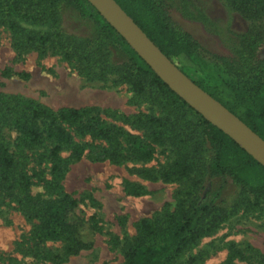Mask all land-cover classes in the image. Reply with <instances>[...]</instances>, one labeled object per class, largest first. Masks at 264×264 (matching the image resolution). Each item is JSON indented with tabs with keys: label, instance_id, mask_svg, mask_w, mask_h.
Here are the masks:
<instances>
[{
	"label": "trees",
	"instance_id": "trees-1",
	"mask_svg": "<svg viewBox=\"0 0 264 264\" xmlns=\"http://www.w3.org/2000/svg\"><path fill=\"white\" fill-rule=\"evenodd\" d=\"M115 1L176 67L185 74L187 69L197 71L200 78L194 82L264 139V59L257 58L258 48L264 43V0H222L249 26L240 45L232 50L234 55L216 57L214 63L201 56V44L180 26L172 13L171 0ZM62 14L87 28L82 37L65 32ZM1 24L13 34L15 50H35L40 56L50 51L59 54L64 60L76 62L82 76L94 75L96 66L105 67L108 40L113 41L124 52L125 60L110 69L117 70L122 79L163 109L161 116L136 119L143 129L140 137L105 122L96 107L53 111L34 100L0 93V192L13 194L21 210L38 219V240L63 242L64 255H75L92 245L82 236L88 220L74 214L76 201L60 182L66 170L60 157L64 149L73 159L92 151L95 160L147 161L155 145L168 142L175 148L176 157L162 171L165 179L199 171L202 144L211 149L207 174L218 180V187L205 192L203 187L185 191L176 209L163 221L140 219L137 237L126 247L125 264H173L234 213L217 200L225 186L240 188L251 207L260 204L264 198V166L174 93L87 0H0ZM4 127L14 130L19 144L26 148L48 141L51 168L43 193L31 194V175L16 169L14 156L1 137ZM75 137L85 139L78 141ZM142 172L150 174L148 170ZM129 190L133 194L141 192L133 185ZM247 250L248 246L230 243L224 264H248L250 259L251 264H264L262 256L247 254ZM43 257L59 258L56 254ZM195 261L194 257L189 260Z\"/></svg>",
	"mask_w": 264,
	"mask_h": 264
},
{
	"label": "rangeland",
	"instance_id": "rangeland-1",
	"mask_svg": "<svg viewBox=\"0 0 264 264\" xmlns=\"http://www.w3.org/2000/svg\"><path fill=\"white\" fill-rule=\"evenodd\" d=\"M171 1L174 17L201 44V56L207 62L234 55L232 50L240 45L249 26L239 12L228 9L222 0ZM61 19L67 34L82 37L87 30L64 14ZM22 25L28 27L25 23ZM108 41L103 58L105 67L96 66L94 75L82 76L76 62L64 60L59 54L50 51L40 56L35 50H15L13 34L1 24L0 93L34 100L53 111L63 107H96L105 122L141 137L143 129L136 119L145 115L161 116L163 109L122 79L117 70L110 69L112 64L124 63L125 54L113 41ZM257 58L264 59V43L258 48ZM185 71L191 80H199L197 71ZM1 137L14 156L16 169L31 175V194L43 193L51 168L46 152L48 141L23 147L17 133L7 127L2 129ZM60 157L66 167L61 185L76 201L74 214L88 220L82 236L91 240L92 245L75 255H64L63 242L38 240V219L23 212L13 194L0 192V264H125V250L137 237L140 219L163 221L167 213L176 209L185 191L203 187L205 192L219 185L217 179L207 174L212 152L206 143L202 144L199 155L201 169L175 179L161 176L176 157L175 148L168 142L155 145V152L147 161L95 160L92 151L73 159L68 149L61 151ZM142 170L150 174L147 176ZM200 172L203 173L198 183ZM132 185L141 192L131 193ZM217 200L234 213L173 264H224L230 243L248 246L247 254L264 258V198L259 205L251 207L240 188L225 186ZM45 254H56L59 258L46 259ZM192 257L196 261L191 263ZM248 261V264L253 262Z\"/></svg>",
	"mask_w": 264,
	"mask_h": 264
},
{
	"label": "water",
	"instance_id": "water-1",
	"mask_svg": "<svg viewBox=\"0 0 264 264\" xmlns=\"http://www.w3.org/2000/svg\"><path fill=\"white\" fill-rule=\"evenodd\" d=\"M87 1L174 93L264 166V139L176 67L115 0Z\"/></svg>",
	"mask_w": 264,
	"mask_h": 264
}]
</instances>
